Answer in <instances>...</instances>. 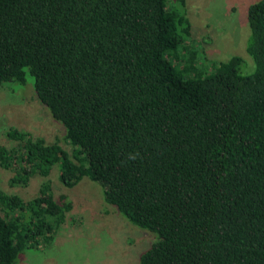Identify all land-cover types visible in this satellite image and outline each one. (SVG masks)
Returning a JSON list of instances; mask_svg holds the SVG:
<instances>
[{
    "label": "trees",
    "instance_id": "obj_1",
    "mask_svg": "<svg viewBox=\"0 0 264 264\" xmlns=\"http://www.w3.org/2000/svg\"><path fill=\"white\" fill-rule=\"evenodd\" d=\"M245 18L250 72L201 57L186 0H0V88L29 83L64 146L6 129L7 185L87 179L154 235L137 264H264V0ZM71 210L48 180L27 200L0 189V264Z\"/></svg>",
    "mask_w": 264,
    "mask_h": 264
},
{
    "label": "rangeland",
    "instance_id": "obj_2",
    "mask_svg": "<svg viewBox=\"0 0 264 264\" xmlns=\"http://www.w3.org/2000/svg\"><path fill=\"white\" fill-rule=\"evenodd\" d=\"M257 1L186 0L194 37L203 42L201 57L218 63L238 56L244 61L245 70H252V62L244 51L248 37L245 14L247 7ZM241 73L246 74L242 69ZM9 127L43 138L46 144L57 141L64 147L60 141L62 130L39 104L29 83L0 88V146L6 148L11 145L4 137ZM10 176L9 171L0 169L3 192L27 200L37 196L39 185L48 180L55 196L65 195L72 203L67 217L77 219L67 224L48 247L23 252L15 264H137L138 256L154 241L152 233L133 227L112 208H106L98 187L87 179L65 188L53 166L46 178L35 175L25 186L10 188Z\"/></svg>",
    "mask_w": 264,
    "mask_h": 264
}]
</instances>
